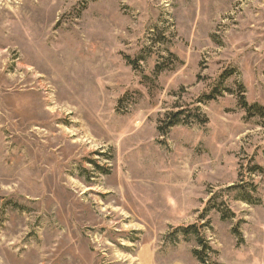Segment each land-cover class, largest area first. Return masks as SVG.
<instances>
[{"label":"rangeland","instance_id":"374dc122","mask_svg":"<svg viewBox=\"0 0 264 264\" xmlns=\"http://www.w3.org/2000/svg\"><path fill=\"white\" fill-rule=\"evenodd\" d=\"M0 264H264V0H0Z\"/></svg>","mask_w":264,"mask_h":264},{"label":"trees","instance_id":"16d2710c","mask_svg":"<svg viewBox=\"0 0 264 264\" xmlns=\"http://www.w3.org/2000/svg\"><path fill=\"white\" fill-rule=\"evenodd\" d=\"M241 103H242L243 107H245L246 104H245L243 99H241ZM257 109H258L257 111H260L259 110L260 108H257ZM180 114L181 113H176V114H173L170 118H168L169 119V123L167 125L168 128L180 124V116H181ZM181 232L184 235L192 233L193 235H195L196 241H197V244L199 245V247L200 246L201 247H206L205 240L202 238L201 233L198 232L197 230H195L194 227L188 228L187 230L184 229ZM194 254L196 255V257H197V259L199 261L203 262V260L200 258V255H201L200 252H194Z\"/></svg>","mask_w":264,"mask_h":264}]
</instances>
